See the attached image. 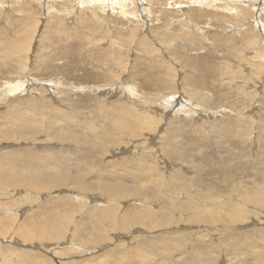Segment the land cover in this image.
Returning a JSON list of instances; mask_svg holds the SVG:
<instances>
[{
	"label": "rangeland",
	"instance_id": "obj_1",
	"mask_svg": "<svg viewBox=\"0 0 264 264\" xmlns=\"http://www.w3.org/2000/svg\"><path fill=\"white\" fill-rule=\"evenodd\" d=\"M124 3L0 0V264H264V0Z\"/></svg>",
	"mask_w": 264,
	"mask_h": 264
},
{
	"label": "bare ground",
	"instance_id": "obj_2",
	"mask_svg": "<svg viewBox=\"0 0 264 264\" xmlns=\"http://www.w3.org/2000/svg\"><path fill=\"white\" fill-rule=\"evenodd\" d=\"M82 1V0H81ZM87 1H89V2H91L92 4H94V6L96 5L97 7H96V9L98 8V7H100V6H102V7H105V8H107V6L109 5V3H111L112 2V0H87ZM119 1V3H121L122 5H124L125 3L124 2H126L125 0H118ZM144 1V0H143ZM247 1V0H246ZM194 2V1H193ZM81 3V2H80ZM115 3V2H114ZM195 3V2H194ZM140 4V3H139ZM89 5V4H88ZM116 5H118V7L120 8V4H116ZM141 5V4H140ZM82 7H85V6H83V5H81ZM111 6H112V4H111ZM138 6V5H137ZM142 7V6H141ZM87 8V7H86ZM105 8H104V10H105ZM112 8H113V12L115 11V9H114V6H112ZM95 9V10H96ZM108 10H109V8H108ZM87 11V10H86ZM93 11V10H92ZM147 11V10H146ZM118 12H119V10H118ZM143 12H145V11H143ZM70 14V13H69ZM120 14V13H119ZM258 14V13H257ZM99 22V21H98ZM257 21H254V23H256ZM257 26H260V24L258 25V23H257ZM64 28V27H63ZM261 28H263L262 26H261ZM61 29V28H60ZM263 30H264V28H263ZM199 31V30H198ZM86 34V33H85ZM17 44V43H16ZM99 44V43H98ZM25 50V49H24ZM46 51V50H45ZM40 55H42V54H40ZM50 55H51V53H50ZM43 60V59H42ZM43 62V61H42ZM41 62V63H42ZM20 83V82H19ZM19 83H17V85L15 86V85H12V84H8L7 85V87H10L9 89H12V91H18V89H20L21 88V84H19ZM23 84V83H22ZM28 84V83H27ZM24 86H25V84H23ZM31 86V85H30ZM25 87H27V86H25ZM22 89V88H21ZM20 89V90H21ZM23 89H25V88H23ZM26 89H28V87L26 88ZM24 92V91H23ZM130 92H131V90H130ZM133 92V91H132ZM161 106V105H160ZM258 107V106H257ZM181 109V108H180ZM192 111V110H191ZM189 112V111H188ZM46 117V116H45ZM120 118V117H119ZM18 119H20V118H18ZM18 119H17V123L22 127L21 128V131L22 132H26V131H29V126H31L32 128H33V126L32 125H30V124H23L22 122H20V121H18ZM22 119V118H21ZM20 119V120H21ZM43 119H45V118H43ZM122 119V118H121ZM118 121H119V119L117 118V119H115L114 120V123H118ZM50 124H53V125H57V123H60L61 124V122H62V119L60 118V117H55V118H53V119H50L49 121H48ZM110 122H113V120L112 121H110ZM120 122V121H119ZM135 122V121H134ZM140 122V121H139ZM97 123V122H96ZM49 124V125H50ZM98 125H100L99 123H97ZM121 124V123H120ZM125 124V123H124ZM23 125V126H22ZM102 125V124H101ZM104 125V124H103ZM51 126V125H50ZM89 126V125H88ZM114 126V124L112 125V127ZM122 126V125H121ZM135 126V125H134ZM59 127V126H58ZM92 127V126H91ZM97 128V127H96ZM99 128V127H98ZM100 128H101V126H100ZM122 129V128H121ZM104 130V129H103ZM92 131H96L95 129L94 130H92ZM114 132V134H115V130H113ZM30 132V131H29ZM46 132H48V131H46ZM136 132H137V130H136ZM180 132V131H179ZM121 133V132H120ZM48 134V133H47ZM95 136V135H94ZM104 136V135H103ZM120 136V135H119ZM54 138L55 139H57V140H59V141H65V139L63 138V137H61L60 135H59V133L57 132V136H54ZM96 138V137H95ZM107 138H112V137H108V136H104V140L105 139H107ZM70 139V138H69ZM73 139V138H72ZM98 139H99V137H98ZM109 139V141L110 142H112L113 140H110ZM112 139H114V138H112ZM108 140V139H107ZM114 141H116V140H114ZM113 141V142H114ZM42 159V158H41ZM40 163V162H39ZM43 163V162H42ZM59 168V167H58ZM42 169V168H41ZM43 170V169H42ZM42 170H40L41 172H42ZM143 170H144V168H143ZM143 170H139V172H142V174H144V173H147L146 171L145 172H143ZM60 174H62V173H60ZM62 175H64V177H62V176H57L56 178H54V179H52V180H50V185L52 186V187H73L74 189H76L77 191H95L97 188H99V190H97L100 194H107L108 193V186L107 185H101V186H93V185H88V184H83V183H81L80 182V176H82V175H77V176H73V175H71V174H69V173H66V175L65 174H62ZM43 176V175H42ZM53 177V176H52ZM83 177V176H82ZM8 177H3V172L0 170V188L2 187V186H7V185H11V186H13L14 184H12L11 182H10V180H8L7 179ZM43 178V177H42ZM47 178V177H46ZM51 178V177H50ZM17 181V180H16ZM147 182V181H146ZM146 182H140V183H138L137 185L138 186H140V185H144ZM17 183V182H16ZM19 183H20V181H19ZM140 184V185H139ZM47 186V185H46ZM137 187V186H136ZM32 188H34V187H32ZM112 188V187H111ZM127 188H130V186H127V185H123V186H115V187H113V189L114 190H125L126 191V189ZM134 190H136V189H134ZM144 190V189H143ZM96 191V192H97ZM260 192H261V190H260ZM262 192H263V190H262ZM247 193V192H246ZM132 194V193H131ZM259 194V193H258ZM132 196V195H131ZM253 196V195H252ZM259 196V195H258ZM134 197H135V195H134ZM147 197V196H146ZM250 199V198H249ZM249 199H248V201H249ZM243 202H246V201H244V199H243ZM247 203V202H246ZM251 203L256 207V206H260V207H264V203H263V201H261V200H259V199H253L252 201H251ZM251 203H250V205H251ZM242 204H244V203H242ZM239 205V204H238ZM243 206V205H242ZM239 207V206H238ZM237 207V209H239ZM259 207V208H260ZM245 208V207H244ZM235 209V208H234ZM244 210V209H243ZM235 211V210H234ZM238 211V210H237ZM212 213V212H211ZM214 215V214H213ZM91 216V215H90ZM95 216L96 217H99V219L101 218V216L100 215H98V212L97 211H95ZM243 217V216H242ZM93 218V217H92ZM230 218H231V216H230ZM237 218V217H236ZM97 219V218H96ZM229 219V218H228ZM227 220V219H226ZM231 220H232V218H231ZM236 220V219H235ZM106 221V220H105ZM142 221H145V219H142ZM103 222H104V220H103ZM211 222H213V221H211ZM234 222V221H233ZM54 223V222H53ZM97 223V222H96ZM100 225V224H99ZM100 226H102V225H100ZM55 227V226H54ZM106 228V227H105ZM45 230V229H44ZM112 230V229H111ZM52 233V232H51ZM31 234V233H30ZM42 233H40V235H34L35 236V238L36 239H38V240H43V239H50V240H56V237L59 235V234H57V233H55L54 235H49L47 238L46 237H41L42 235H41ZM46 235V234H45ZM99 238V237H98ZM31 239L33 240L34 239V237L31 235ZM35 239V240H36ZM59 239V238H58ZM96 239H97V237H96ZM95 240V239H94ZM98 240V239H97ZM146 253V252H145ZM141 259V258H140ZM148 259V258H147ZM262 260V259H261ZM133 261V260H132ZM131 261V262H132ZM259 262V264H262V262H260V261H258ZM134 263V262H133ZM263 263H264V261H263ZM132 264V263H131Z\"/></svg>",
	"mask_w": 264,
	"mask_h": 264
}]
</instances>
